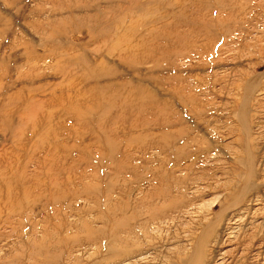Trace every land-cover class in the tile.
I'll return each instance as SVG.
<instances>
[{
  "label": "rangeland",
  "instance_id": "374dc122",
  "mask_svg": "<svg viewBox=\"0 0 264 264\" xmlns=\"http://www.w3.org/2000/svg\"><path fill=\"white\" fill-rule=\"evenodd\" d=\"M71 75L109 109L73 134L57 117L51 162L26 110L57 113ZM249 157L206 264H264V0H0V264H170ZM41 190L74 195L44 208Z\"/></svg>",
  "mask_w": 264,
  "mask_h": 264
},
{
  "label": "bare ground",
  "instance_id": "6f19581e",
  "mask_svg": "<svg viewBox=\"0 0 264 264\" xmlns=\"http://www.w3.org/2000/svg\"><path fill=\"white\" fill-rule=\"evenodd\" d=\"M63 33L67 34V32H63L60 29L57 30L55 28V30L52 31L51 37L53 39H56V37L58 35L63 34ZM52 52H54V51H52ZM68 82H69L68 85L62 89V93H60L61 95L54 97L55 100H58L59 104L62 107L57 113L52 112L51 114H48L45 111L34 110L33 109L34 105H30V107L26 110V115H31L33 117H30L32 119H30V118L27 119L28 121L25 123L26 126H25V129L23 128L24 130L28 129L27 127H30V128L33 127V129L39 130V129H41V125H42V122L44 120H47L49 122V128L46 129L44 132L43 131L41 132V134H40L41 136L38 139V141H39V144H41L42 146H46L47 148H49L48 150H49L51 162L55 161L54 158L56 157V155L54 153H57V152H54V146H52V143H54L55 139L59 138V128L55 125V119L57 117L64 116L65 120L69 121V123H71V125H68L65 128L67 129L68 132L72 133V132H74L72 122L81 121V120H83V118L84 119H86V118H88V119L93 118L94 119L98 115V113H102L101 109L107 110V111L109 109L107 102H103V103L98 105L97 102H92V100L89 98L87 93H83L84 91L82 92V90H80L81 77H78V76L73 77L71 75L69 77ZM250 85H252V84L250 83ZM137 105H138L137 101H132L130 103L125 102L123 104V109H125V113L128 114V113H130L129 112L130 110H133V111L137 110ZM102 107H104V108H102ZM105 108H108V109H105ZM101 121H102L101 119L100 120H92L91 125L95 126L97 128V130H99L103 134V137L104 136L106 137V138H104L106 141V144L108 146L112 147V146H114V142L111 139V136L109 135L108 129H106L107 127L104 128L105 125ZM60 124H61V122H60ZM23 129L19 132L20 137H22L25 133L23 131ZM69 137L71 138L72 135L70 134ZM70 138H69V140H70ZM53 145H55V144H53ZM67 148H68V146H67ZM247 168L249 169L248 174H247V178L244 180L243 184L240 185L238 187V189L236 190V192H238V198L233 200V202L231 204L223 205V203H222L221 212L218 215V217L215 220H213L210 224H208L207 226L202 228V234L196 240L195 244L193 245L191 254H188L187 256H183L180 251L175 252V253H173L175 260H174V262H171L170 264H206L207 263V256H208V254H210V252H208V250H206L207 249L206 247L208 246L210 238H212L213 235H216L215 238H216V240H218L217 244L220 242L221 236L217 233V228L220 227L219 223L225 217L224 215L227 213L226 211L228 209H231L234 207L237 208V206H239V204L244 203V201L247 198L246 197L247 193L250 192L251 187H254L253 186V179L255 178L256 175L258 176V174L256 173V171L254 169V165H253V162L251 161V157L248 158V167ZM68 171L69 172L72 171L71 166L68 167ZM5 184H6V182L4 183V185ZM55 189H57V187ZM9 193H11V191H8V194ZM40 195L47 197V202L44 204V208H46V207H49V204H52V203L57 204V202L61 203V202H65V200H69L70 198L73 197L74 193H73V191L69 190L67 194H65V193L60 194L58 191H56L52 195H48V193L46 191L41 190ZM232 217H233V215H232ZM236 217L238 218V216H236ZM111 234H112L111 235L112 240H114V241L120 240L121 230L119 229V227H117L116 229L112 228ZM111 253H113V252H111ZM114 253L117 254L118 251H114ZM121 254L128 256V255L133 254V252L122 251ZM256 255H258L257 257H259L260 253H258ZM245 264H246V261H245Z\"/></svg>",
  "mask_w": 264,
  "mask_h": 264
}]
</instances>
